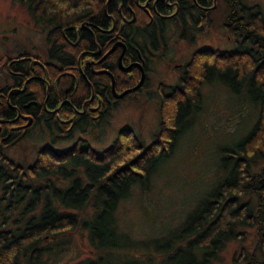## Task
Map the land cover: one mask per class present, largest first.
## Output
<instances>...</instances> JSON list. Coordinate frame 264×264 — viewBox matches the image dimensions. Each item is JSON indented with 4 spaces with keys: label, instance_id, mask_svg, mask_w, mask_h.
Masks as SVG:
<instances>
[{
    "label": "trees",
    "instance_id": "obj_1",
    "mask_svg": "<svg viewBox=\"0 0 264 264\" xmlns=\"http://www.w3.org/2000/svg\"><path fill=\"white\" fill-rule=\"evenodd\" d=\"M17 1L27 5L29 11L32 8L38 13L56 16L60 24L78 22L81 18L101 21L107 7L108 12L116 18L118 4L122 6L121 15L129 21L133 20L135 11H138L135 7L136 0H109L107 3L106 0ZM168 1L177 3L175 7L178 5L179 8L173 19L155 18V28L140 23L143 29L148 27L150 31H155L154 43L159 41L161 49L171 48H167L166 43L171 41V37L177 39V36L183 35L188 21V24L190 21L194 24L196 18L200 17L202 25H212L214 21L210 11L220 1L227 6L221 34L231 43V48L216 49L214 52L206 48L193 53L192 59L200 52L204 56L210 54L214 60L202 64H193L191 60L189 70L178 79L172 90L164 94L160 91L159 96L157 94L160 98L158 129L148 144L129 127L121 128L119 135L109 143L102 145V141L98 144V136L108 139L111 118L114 113L117 114L115 109H109L106 115L107 126L91 122L86 125L77 123L74 126L75 129L64 140L63 146L67 147L75 141L70 145L71 151L62 152L55 168H46L50 170L49 174L44 171L40 173L41 187L38 183L40 179L34 177L31 171H18L25 185H19L13 192L5 187L2 182L4 180L0 178V264H50L61 257L64 249H68L76 230L86 232L91 249L96 255L73 264H116L112 259L105 263V258H112L116 252H119L118 255L129 256L125 251L132 258L127 263L124 260L117 264H141L143 261L153 263L155 257L156 262L153 264H226L221 257L223 249L229 243L241 247L238 256L232 257L231 264H264L262 12L259 6H250L246 0ZM150 4L153 7H150L153 17H157V12H172L169 3H164V0H153ZM208 6L214 7L209 10ZM175 7L172 6L173 9ZM143 15L147 20L146 14ZM136 24L139 22L134 19L130 26H125L127 50L124 64L139 60L137 52L132 48L133 35L137 37L133 31ZM171 26L181 27L180 33L176 36L169 34L167 30L171 31ZM144 33L142 38L147 40L149 35ZM152 64L153 60L144 63L148 74ZM192 67L194 69L191 71ZM113 69H117L116 66ZM131 73L132 76L127 74V78L121 81L126 85L125 88L138 82V73ZM119 74L121 76L118 81L126 77V74ZM216 79L226 84L234 93H239L240 88L246 87V96L250 98L255 111H258L256 121L235 144L221 148L215 180L202 198L189 206L176 227L168 233L161 232L164 234L161 239L150 240V247L143 246L141 252L130 249L136 247L134 240L139 238H131V231L125 232L119 223L121 205L134 194H143L141 196L151 201L154 173L173 155L171 149L180 137L195 126V116L208 109L201 86L204 83L211 84ZM141 91L136 89L126 94V98L135 103L136 96ZM92 136H96V140ZM121 136L123 140L120 139ZM21 140L14 137L13 146L21 145ZM193 142L192 155L197 157L201 153H198L200 150L197 148L196 138ZM46 143L44 141L42 145ZM208 144L209 142L206 146ZM16 163L18 162L7 164L15 170ZM45 175L50 179L60 180L57 188L43 186L46 183ZM10 201L12 203L8 205ZM9 206L11 209H6ZM16 211L20 213L9 219ZM88 214L89 217L85 218ZM124 248L127 250H121ZM142 253L146 260H139Z\"/></svg>",
    "mask_w": 264,
    "mask_h": 264
},
{
    "label": "flooded vegetation",
    "instance_id": "obj_2",
    "mask_svg": "<svg viewBox=\"0 0 264 264\" xmlns=\"http://www.w3.org/2000/svg\"><path fill=\"white\" fill-rule=\"evenodd\" d=\"M152 1L136 0L135 7L145 12L147 20L133 16V20L129 21L121 15L122 6L118 4L116 18L108 12L107 7L101 21L81 18L78 22L65 24H60L56 16L38 13L32 8L29 11L26 5L31 22L25 21L21 26L12 27L10 31L0 30V178L4 180L2 182L7 189L13 192L19 185H25L18 174L19 170H22V173L31 171L34 177L40 179L38 183L41 187L40 173L44 171L45 174H49L50 170L46 168H55L57 158L59 160L62 152L71 151L70 145L75 141L63 147L64 140L71 135L77 123L86 125L91 122L107 126L106 115L109 109L119 112L126 98V94L122 97L120 95L139 82L140 67L144 72V80L137 90L146 88L148 73L144 69L145 61L161 62L160 59L165 57L166 67L173 65V61L170 60L173 53L166 52L175 50L176 47L171 42L176 43L177 39L171 37L169 39L171 41L166 43L167 48L171 47L169 50L161 49L159 41L154 43L155 31H150L151 29L145 26L155 28L156 19H173L179 8L178 5L175 7L177 3L164 0V3H169L172 12L168 14L157 12L155 13L157 17H153L150 11V7L153 8L150 4ZM107 2L109 0H106ZM213 7L208 6L207 9ZM134 19L139 24L133 27L137 37L133 35L132 48L137 52L139 60L124 64L127 50L124 30ZM199 19L200 17L196 18L194 24L190 21L191 25L188 21L187 28L183 30L186 32L180 36L188 35L191 40H195L210 27L202 25ZM140 23L146 24L145 29ZM175 28L171 26L170 34H175L172 32ZM144 32L148 33L150 41L142 38ZM194 45L188 51L185 60L174 64V68L180 71L174 82H166L163 79L154 83L153 92L156 95L159 96L160 91L164 94L172 90L183 75L181 73L184 68L189 70L193 53L204 51L206 48L212 52L217 49L198 41H195ZM207 55L213 58L210 54ZM129 64H132L131 68L124 71L122 67ZM114 66L117 69L114 70ZM151 69L152 67L149 70ZM132 71L138 73V82L132 87L125 88L126 85L121 81L127 78V74L132 76ZM119 73L126 74V77L118 81L121 76ZM14 137L21 138V145L26 148L14 147L12 144ZM38 138L47 143L29 149L28 141ZM11 162H18L15 170L7 164ZM44 181L46 183L43 186L57 188L60 180L50 179L45 175ZM8 203L11 205L12 201ZM6 209H11V206ZM19 213L14 212L15 215H11L9 219H13V216L16 217Z\"/></svg>",
    "mask_w": 264,
    "mask_h": 264
},
{
    "label": "rangeland",
    "instance_id": "obj_3",
    "mask_svg": "<svg viewBox=\"0 0 264 264\" xmlns=\"http://www.w3.org/2000/svg\"><path fill=\"white\" fill-rule=\"evenodd\" d=\"M246 2L250 6H259L264 18V0H246ZM26 7L24 3L17 0H0V30L8 29L10 31L12 27L21 26L25 21L31 22ZM211 11L210 14L214 22L195 40H191L187 35L183 38L177 36L176 43L171 42L176 47V51L173 49L171 51L173 54L170 60L173 61V65L166 67L164 64L165 57L160 59L161 62L156 60L151 65L148 83L146 88L137 94V102H132L130 98L124 99L119 112L114 113L111 118L108 139L105 140L102 136H98V144L102 141V145L106 142L109 143L112 138L119 135L118 131L122 127L131 128L135 134L140 136V139L148 144L158 129L159 98L153 92L154 83L163 79L166 82H174L177 79L180 71L174 68V64L185 60L188 51L195 46V41L203 45L215 46L217 49L231 48V43L226 40V36L221 34V25L227 14L226 4L220 1ZM143 14L145 12L141 9L135 11V16L146 19ZM167 31L169 34L171 33L170 30ZM180 31L181 27H176L172 32L176 36ZM168 53L169 51L166 52V54ZM213 60L209 55L204 56L199 52L193 56L192 63H210ZM193 69L192 67L191 71ZM185 71L187 72L188 69L184 68L181 75L185 74ZM201 92L206 96L208 109L195 116V126L190 127L187 133L180 137L171 149L173 155L169 156L154 173L151 201L141 196L143 194L140 196L134 194L121 205L118 221L124 227L125 232L131 231V238H139V240H134L137 244L136 247L130 248L137 252H141L143 246L150 247L151 244L148 243L150 240L159 241L161 235H164L161 232L168 233L176 227V224L186 215L189 206L197 203L198 199L202 198L204 192L210 188L215 180V174L217 175L215 172L216 163L222 153L221 148L235 144L247 134L251 124L257 119L258 111H255L250 98L246 96V87L240 88L239 93H234L226 84L216 79L211 84H202ZM234 120L237 122L234 123ZM91 138L96 140V136ZM194 138H196L197 148L200 150L198 153H201L197 157L195 154L192 155ZM120 139L123 140L122 136ZM44 141L41 138L38 140L30 139L28 141L29 149L40 147ZM207 142H209L208 146H206ZM17 147L24 146L19 145ZM119 151L122 154V151ZM84 217L88 218L89 214ZM240 249L241 247H237L236 244L229 243L223 249L221 259L225 260L226 264H231L232 257H237ZM125 252L129 256L112 252L115 256L105 258V263L111 259L116 264L124 260L127 263L132 257L128 251ZM95 255L86 232L76 230L72 234L68 249H64L61 257L50 264H73ZM139 257V260H146L143 253ZM152 262H156V257ZM153 263L141 262V264Z\"/></svg>",
    "mask_w": 264,
    "mask_h": 264
},
{
    "label": "water",
    "instance_id": "obj_4",
    "mask_svg": "<svg viewBox=\"0 0 264 264\" xmlns=\"http://www.w3.org/2000/svg\"><path fill=\"white\" fill-rule=\"evenodd\" d=\"M123 53H124V49L122 50V52H121V54H120V61H121V58H122V56H123ZM131 66H132V64H129V65L126 66V67H122V69H123L124 71H128V70L131 68ZM139 69L141 70V77H140V79H139V82H138L135 86H133L132 88H129V89L124 90V91L122 92V94L120 95L121 97H122L123 95L127 94L128 92H131V91L136 90V89L142 84V82H143V80H144V72H143V70H142L141 67H140Z\"/></svg>",
    "mask_w": 264,
    "mask_h": 264
},
{
    "label": "bare ground",
    "instance_id": "obj_5",
    "mask_svg": "<svg viewBox=\"0 0 264 264\" xmlns=\"http://www.w3.org/2000/svg\"><path fill=\"white\" fill-rule=\"evenodd\" d=\"M124 103V102H123ZM7 194V193H6ZM7 196V195H6Z\"/></svg>",
    "mask_w": 264,
    "mask_h": 264
}]
</instances>
